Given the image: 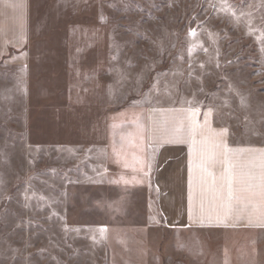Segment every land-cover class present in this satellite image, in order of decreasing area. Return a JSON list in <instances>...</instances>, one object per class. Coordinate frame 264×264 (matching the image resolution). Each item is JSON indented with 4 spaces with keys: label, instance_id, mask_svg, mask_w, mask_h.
<instances>
[{
    "label": "rangeland",
    "instance_id": "374dc122",
    "mask_svg": "<svg viewBox=\"0 0 264 264\" xmlns=\"http://www.w3.org/2000/svg\"><path fill=\"white\" fill-rule=\"evenodd\" d=\"M29 15L0 61V264H225L171 229L148 115L198 106L264 144V0H29Z\"/></svg>",
    "mask_w": 264,
    "mask_h": 264
},
{
    "label": "crops",
    "instance_id": "0c3cea01",
    "mask_svg": "<svg viewBox=\"0 0 264 264\" xmlns=\"http://www.w3.org/2000/svg\"><path fill=\"white\" fill-rule=\"evenodd\" d=\"M29 35V0H0V61ZM148 121L149 174L171 229L199 240L218 263L264 264V144H243L240 130L198 106L152 111Z\"/></svg>",
    "mask_w": 264,
    "mask_h": 264
},
{
    "label": "snow or ice",
    "instance_id": "6c2138e0",
    "mask_svg": "<svg viewBox=\"0 0 264 264\" xmlns=\"http://www.w3.org/2000/svg\"><path fill=\"white\" fill-rule=\"evenodd\" d=\"M16 7H22V5H14ZM191 31V35H195V31L194 30H190ZM261 179V185H260V192H259V196L262 200H264V176L260 177ZM257 193H252V195H256ZM228 195L230 198H233V194H232V189H231V185H229V191H228ZM236 199H239L238 197H236Z\"/></svg>",
    "mask_w": 264,
    "mask_h": 264
}]
</instances>
